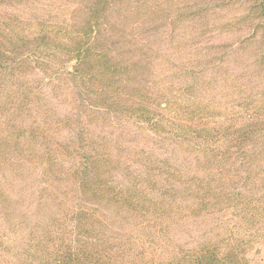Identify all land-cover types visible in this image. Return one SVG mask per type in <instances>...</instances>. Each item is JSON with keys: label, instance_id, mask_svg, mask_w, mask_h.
Instances as JSON below:
<instances>
[{"label": "rangeland", "instance_id": "obj_1", "mask_svg": "<svg viewBox=\"0 0 264 264\" xmlns=\"http://www.w3.org/2000/svg\"><path fill=\"white\" fill-rule=\"evenodd\" d=\"M88 3L89 0H0V65L4 64V69H0V101L8 97L9 102L16 103L12 113H6L11 119L0 112V142L10 138L0 157V190L10 199L5 205L0 200V264H27L31 233L44 231L53 218L68 219L77 210L97 209L103 223L100 239L116 245L117 253L125 251L121 257L126 264H131L146 249L140 241L145 237L140 219L135 220L134 215L125 214L113 205H95L71 181L64 179L56 184L57 180H47L44 161L36 153L28 155L27 147L19 145L20 124L27 126L34 119L41 122V116H45L42 110L36 111L35 105L52 111L48 116L55 121L56 136L61 141H76L74 149L95 151L94 146L104 147L123 159V165L115 173V182H131L123 174L129 165L139 172L134 177L139 175L141 182L131 183H136L134 186L140 191L157 196L165 188L170 191V186L162 178L150 180L151 162L161 160L163 167L169 163L186 174L197 173L199 155L188 152L169 136H158L148 127L99 106L92 94L68 77L66 70L72 71L74 67L68 56L63 57L57 51L27 52V36L32 40L52 31L46 27L77 31L84 9L91 5ZM251 6L252 0H113L103 24L102 42L109 52L125 56L124 62L136 69L132 73L138 83L153 93L165 95L160 96L162 101L171 97L164 89L169 84L174 83L175 90L189 84L191 78L182 76L189 65L185 56L192 48V55H197L195 74L199 82L208 83L203 84L201 94L220 107L225 103L243 104L246 98H252L254 105L258 101L264 104V73L258 75L264 71V45L254 35L255 20L247 19ZM194 11L209 15L203 21L205 27L198 32L177 21L181 13L189 17ZM229 24H234L230 31L223 29ZM179 43L181 47L177 46ZM27 55L31 61L28 71ZM15 63L20 64L18 70ZM27 83L33 90L29 97L34 95L30 101L32 113L27 105ZM230 86L236 100L233 94L229 99L225 97ZM7 118L14 121L11 124L16 128L4 127ZM60 157L65 168L74 164L73 156L67 151ZM244 191L243 184L234 190ZM174 200L181 201L180 197L174 199L168 195L164 199L168 204ZM167 221L162 228L167 231L157 240L164 253L178 243L190 246L206 237L247 236L241 225L240 210L235 206L204 221L176 226ZM259 229L262 238L249 253L252 264H264V227Z\"/></svg>", "mask_w": 264, "mask_h": 264}, {"label": "trees", "instance_id": "obj_2", "mask_svg": "<svg viewBox=\"0 0 264 264\" xmlns=\"http://www.w3.org/2000/svg\"><path fill=\"white\" fill-rule=\"evenodd\" d=\"M111 1L89 0L91 5L84 9L77 31L46 27L52 31L41 33L32 40L27 36V52L57 51L63 57L68 56L74 61L72 71L66 70L68 77L92 94L90 96L100 103L99 106L148 127L158 136H169L188 152L199 155L197 173L186 174L169 163L163 167L161 160L151 162L153 166L148 168L150 180L162 178V182L170 186V191L164 187L165 190L157 192V196L153 192L144 193L134 186L136 183H131L141 182L138 174L134 177V173L139 172L129 165L123 174L131 182H115V173L123 165V159L104 147L94 146L95 151H80L74 149L76 141H61L54 130L55 121L48 116L52 111L38 107L40 105H35L36 111L42 110L45 116H41V122L33 118L27 126L20 124L19 145L27 147L28 155L36 153L44 161L47 180H57L56 184L64 179L65 182L71 181L95 205H113L125 214L134 215L135 220L140 219L145 236L140 241L146 249L143 248L141 256L131 264H252L249 253L262 238L259 228L264 227V104L258 101L254 105L252 98H246L243 104L224 102L220 107L213 99L201 94L203 84L208 83L199 82L195 74L194 57L197 55H192V48L185 56L189 65L182 76L191 78L189 84L180 90H175L174 83L169 84L164 89L171 97L162 101L161 97L165 95L153 93L138 83L133 75L136 69L124 62L125 56L114 55L104 47L102 29L108 19L106 15ZM248 15L247 19L255 20V37L264 45V0H252ZM208 17V12L194 11L189 17L181 13L177 21L185 22L192 32H198L205 27L203 21ZM233 27L234 24H229L223 29L230 31ZM177 46L181 47L180 43ZM3 67L1 62L0 69ZM15 67L18 70L20 64L15 63ZM30 68L27 55V71ZM263 73L261 71L258 75ZM29 85L27 83V105L32 113L33 103L30 101L34 95L29 97L33 94ZM227 89L225 97L229 99L234 89L232 86ZM9 99L5 97L0 101L3 115L12 113L11 108L16 106ZM233 99L236 100L234 94ZM7 117L11 119V115ZM12 122L8 120L4 127L16 128ZM8 141L10 138L0 142V157H3V146ZM66 151L74 161L69 168L64 167L60 157ZM239 184H243L244 192H234ZM167 195L174 199L180 197L181 201L165 203ZM0 200L4 204L10 199L0 190ZM231 206L240 210L246 237H206L190 246L178 243L167 253L157 244L159 235L167 231L162 229L167 220L175 226L204 221ZM59 218H53L52 224L44 231L31 233L27 243V264H126L122 260L125 251L117 253L116 245L100 239L103 223L97 209L77 210L68 219ZM67 221H70L69 225Z\"/></svg>", "mask_w": 264, "mask_h": 264}]
</instances>
